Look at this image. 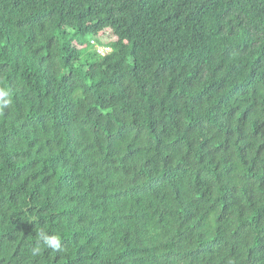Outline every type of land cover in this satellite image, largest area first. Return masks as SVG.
<instances>
[{"label": "trees", "instance_id": "16d2710c", "mask_svg": "<svg viewBox=\"0 0 264 264\" xmlns=\"http://www.w3.org/2000/svg\"><path fill=\"white\" fill-rule=\"evenodd\" d=\"M0 88V264H264V0H0Z\"/></svg>", "mask_w": 264, "mask_h": 264}, {"label": "clouds", "instance_id": "9594fccd", "mask_svg": "<svg viewBox=\"0 0 264 264\" xmlns=\"http://www.w3.org/2000/svg\"><path fill=\"white\" fill-rule=\"evenodd\" d=\"M10 93L6 89L0 88V112L4 111L6 108L10 105V99H9ZM39 240L31 249V255L32 256H38L41 251L43 250L41 247V244L44 248L51 249L53 251H61L62 250V241L61 236L59 234H49L45 230L41 229L37 233Z\"/></svg>", "mask_w": 264, "mask_h": 264}, {"label": "rangeland", "instance_id": "374dc122", "mask_svg": "<svg viewBox=\"0 0 264 264\" xmlns=\"http://www.w3.org/2000/svg\"><path fill=\"white\" fill-rule=\"evenodd\" d=\"M111 37H112V34H111V33H108V34H107V37L105 38V40H106V39H110ZM86 38H87V39H90V38H93V36H91L90 34H88V35L86 36ZM99 38L102 40L103 37H99Z\"/></svg>", "mask_w": 264, "mask_h": 264}, {"label": "built area", "instance_id": "2783aa9c", "mask_svg": "<svg viewBox=\"0 0 264 264\" xmlns=\"http://www.w3.org/2000/svg\"><path fill=\"white\" fill-rule=\"evenodd\" d=\"M110 48L108 47H100L99 50L103 53H105L106 51H108Z\"/></svg>", "mask_w": 264, "mask_h": 264}]
</instances>
